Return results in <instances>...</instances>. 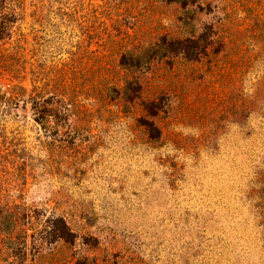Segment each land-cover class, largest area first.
<instances>
[{"label":"rangeland","instance_id":"1","mask_svg":"<svg viewBox=\"0 0 264 264\" xmlns=\"http://www.w3.org/2000/svg\"><path fill=\"white\" fill-rule=\"evenodd\" d=\"M16 11L0 264H264V0Z\"/></svg>","mask_w":264,"mask_h":264},{"label":"trees","instance_id":"2","mask_svg":"<svg viewBox=\"0 0 264 264\" xmlns=\"http://www.w3.org/2000/svg\"><path fill=\"white\" fill-rule=\"evenodd\" d=\"M20 0H0V40L5 39L11 31V26L19 19L16 11L17 3ZM9 10L3 14V11Z\"/></svg>","mask_w":264,"mask_h":264}]
</instances>
